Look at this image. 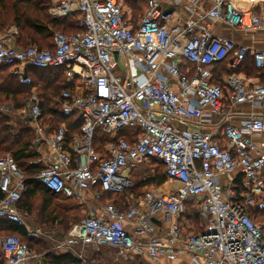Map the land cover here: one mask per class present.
<instances>
[{
    "label": "built area",
    "instance_id": "2783aa9c",
    "mask_svg": "<svg viewBox=\"0 0 264 264\" xmlns=\"http://www.w3.org/2000/svg\"><path fill=\"white\" fill-rule=\"evenodd\" d=\"M123 1L53 0L51 15L80 14L83 31L56 33L52 49L17 47L16 28L0 33V67H10L19 84L31 88L19 113L35 134L39 157L33 164L43 166L35 180L54 196L78 203L92 192L111 219L86 216L62 240H53V251L84 263L89 251L107 248L124 262L146 255L153 264L162 256H187L192 264H264V143L254 141L264 134V115L232 111L264 103V85L236 73L249 60L264 72V50L210 32L215 23L264 32V10L253 8L264 0H244L243 8L238 0H169L188 3L191 18L183 25L173 24L175 14L162 0H146L132 22ZM224 63L231 73L217 77ZM29 68L64 69L66 82L75 87L62 94V111L79 114V134L69 137L64 125L46 122ZM236 117L240 127L230 124ZM211 124L217 131L204 133ZM98 129L113 139L106 157L92 147ZM146 162L164 164L176 188L152 189L126 211L104 202L106 195L131 191L127 170ZM25 182L14 157L0 156V222L39 239L40 230L29 228V214L18 207ZM189 203L202 221L198 234H188L181 223ZM155 219L169 226L164 236ZM125 223L133 224L137 238ZM0 255V264H41L45 258L13 235L0 237Z\"/></svg>",
    "mask_w": 264,
    "mask_h": 264
},
{
    "label": "trees",
    "instance_id": "16d2710c",
    "mask_svg": "<svg viewBox=\"0 0 264 264\" xmlns=\"http://www.w3.org/2000/svg\"><path fill=\"white\" fill-rule=\"evenodd\" d=\"M127 2L132 5L136 16L142 13L146 8V0ZM52 7L53 0H0V31L11 24L19 30L18 44L22 49L27 48L26 46L31 44V46L35 45V47L40 50L52 49L54 35L59 31H62L61 33L66 35H72L83 31L79 26L80 14L57 19L51 15ZM253 68L254 65L249 63L248 66H245L243 69H245L246 73L249 75L252 73V70H254ZM222 72H224L223 74L231 73L226 69L225 63L217 70L216 76L222 75ZM27 74L33 79L34 86L39 88L38 98L46 122L50 125H54L58 122H65L67 124L69 137L79 134L82 126L79 114L75 112L67 115L61 110L62 104L64 103L61 99L62 94L65 91H73L75 87L66 82L64 69L38 70L29 68ZM262 74H264V72H262ZM30 92L31 88L23 87L19 84L17 77L11 74L10 67H0V108L4 104H10L15 110L19 111L27 101ZM27 125L28 123L25 121L20 124L19 129H15L11 124L10 116L0 110V155L3 153L11 154L26 177V192L22 196L18 207L21 211L30 215L32 210V199L39 198V200L42 201V213H44V215H47V213L49 214L47 218L51 216V221L53 223H66L67 218L62 214V220L59 222L60 215L57 214V211L61 207L54 202L57 197L35 180V177L43 170V166L42 164H33V161L37 160L39 154L34 147V131ZM160 164L165 170L164 164ZM166 183L167 178L164 173L162 175L158 174L155 177L149 178L146 182L140 183V187L151 184L156 186V188L159 187L167 190ZM110 196L111 195L108 197ZM2 197L3 196L0 194V199ZM25 198L27 199L23 201ZM193 205V203L187 205V219H189L191 223L197 224L195 227L198 232L199 215L192 209ZM261 220L264 219L262 218ZM0 233L5 234L4 236H18L25 244H27V242H34L36 245L42 243L39 240L34 241L32 238L28 237L25 228L18 227L9 222H0ZM27 245L31 251H34L29 244ZM38 250V252H34H40L39 254L45 255V260L48 264H80L79 260L71 254L57 256L48 253L46 248Z\"/></svg>",
    "mask_w": 264,
    "mask_h": 264
},
{
    "label": "crops",
    "instance_id": "0c3cea01",
    "mask_svg": "<svg viewBox=\"0 0 264 264\" xmlns=\"http://www.w3.org/2000/svg\"><path fill=\"white\" fill-rule=\"evenodd\" d=\"M127 1H136V0H124L123 1L124 8H125V11L127 13V16L129 18H131L132 22H134L143 14L144 11L142 13H140L138 16H136L135 12L133 11L132 5L130 3H128ZM162 2L165 4L167 9L172 10L174 12V14H175V20L173 21V24H175V25H183L185 23V21H187L189 18H191L190 12L188 10V3L186 1H183L178 6L177 5H173V3L169 2V0H162ZM237 6L243 8L245 6L244 0H238L237 1ZM253 8H254V10L257 13H261L264 10V3L262 2L260 4H255V5H253ZM210 32H211L212 36H214V37H223V38L232 40L238 46H243V47H246V48H249V49H255V50H264V32H262V31L240 32V31L235 30L233 28H230V27H228V26H226L224 24L215 23V24H212L210 26ZM249 63L251 65L253 64L251 60H249ZM225 64H227V63H225ZM222 66H223V64H222ZM253 69L254 70H252V73L249 74V75L246 73L245 69H243V68L238 70L237 72H238V74H242V75H244V76H246L248 78H253L257 82L259 81L260 84L264 85V74H262L261 71L256 70L255 67ZM224 72H222V74ZM232 111L234 113H237V114H239V113H245V114L255 113V114L264 115V103L259 105V106H253L251 104L237 105V106L233 107ZM206 113H209V110H206ZM214 120L217 121L218 118L215 117ZM240 121L241 120L238 117H236V118H233V119L230 120V124H232L234 126H237V127H240L241 126ZM27 126H30V124L28 123ZM216 128L217 127H216L215 124H213V125L211 124L209 126L204 127L202 130H203L204 133L210 134V133H215L217 131ZM254 141L257 144H259V145L264 143V134L261 135V136H256L254 138ZM141 167H142V165L137 166L138 170ZM131 171H132V168L130 170H127L126 173L130 176ZM134 187H135V185H134ZM158 189H160V188H158ZM162 189L165 190L164 188H161V190ZM132 190L128 191V192H132ZM128 192H126V193H128ZM145 193L146 192L143 193V195L140 197V199L142 197H144ZM109 195H106L104 197V202L114 203L117 206H119L121 209H123V211L128 210L131 205H135L140 200V199L134 200L133 196H130V199H128V202L125 203V202L122 201V199H119V198H114L113 199L111 197V196H114V197L121 196L122 197L124 194L111 195L110 197H108ZM57 198H59V197H57ZM84 198L87 200L86 203H84V204L83 203H78L74 199H66V198H64V199L65 200H69V201H73L77 206H81V207L87 209V211H88L90 216H95V217L101 218L103 220L111 221V219L108 218L107 215H105V213L103 212L102 204H98V203L95 202L92 192L85 193ZM132 199L134 200V202L130 201ZM192 209L195 210L196 213L199 215L197 206L193 205ZM187 213H188V207L186 205L185 214H184V217H186V218H187ZM156 218L159 221H161V216L160 215L157 214ZM199 218H200V216H199ZM154 221L157 224L158 228H160L158 235L159 236H164L167 233V230H168L169 226L166 223L165 224H163L162 222L160 223L156 219ZM181 223L184 225V229H185V231L188 234H191V233L198 234L202 230V224L199 225V228H198L199 231L197 232L195 227H191V229H193L192 231H187V226H186L185 223H183V220H181ZM124 228L131 236H133L134 238H137L136 232H135V227L133 226L132 223H125L124 224ZM53 247H54V244L52 242V244L49 247V250L47 252L51 253V254H54V255H57V256L67 255L66 253L65 254L56 253L55 251H53ZM114 253H115V251L113 249H107V248H101L100 251H96V250L93 251L92 250V251H89L87 253V262L86 263H84V262H82L80 260H79V262H80V264H153L151 259L148 256H146V255L145 256L144 255H142V256H133L128 262H124L121 259H117L116 256L114 255ZM111 254H112V256L114 255V259L110 257ZM93 261H94V263H93ZM41 264H48L47 261L45 260V258H44V261L41 262ZM157 264H192V261L187 256L181 257V258H179V259H177L175 261L169 260L167 257L162 256L158 260Z\"/></svg>",
    "mask_w": 264,
    "mask_h": 264
},
{
    "label": "rangeland",
    "instance_id": "374dc122",
    "mask_svg": "<svg viewBox=\"0 0 264 264\" xmlns=\"http://www.w3.org/2000/svg\"><path fill=\"white\" fill-rule=\"evenodd\" d=\"M15 26H12L11 24L6 26V28L2 31H0V33H8L10 30L15 29ZM17 32L19 34V30L17 29ZM62 32V31H59ZM19 37V36H18ZM18 37L17 40L15 42L16 46L19 48L20 45L18 44ZM31 46V44L27 45L26 47ZM35 46V45H33ZM25 48V47H23ZM124 64V62L122 63V65ZM116 73H119L118 71V67L115 71ZM36 95H39V88H36ZM23 108V106H22ZM19 109L20 111L22 110ZM56 108V107H55ZM0 110L2 112H4L5 114H8L11 118V124L15 129H19L20 128V124L24 123L27 119L26 114H24L23 112L19 113L20 111H17L13 108L12 105L10 104H4L1 106ZM61 110H63V108L61 107ZM7 112V113H6ZM64 113V112H63ZM65 114V113H64ZM73 114V113H71ZM53 125V124H52ZM60 125H64L68 131L67 128V124L64 123H55L53 125V128H56L57 126ZM125 133H130L131 130L127 129L124 131ZM121 137L124 136V134L120 135ZM119 136V137H120ZM116 140V139H115ZM111 141H113V139L111 137H107L105 136L101 130H96L95 133V141L93 143V150L96 154H98V156L101 157H106L107 155V146L111 143ZM6 153L1 154L0 156L4 155ZM8 154V153H7ZM165 173L164 167L158 163V162H146L142 165V167L138 170L137 167H133L131 174H130V178L133 181L135 187L132 190V192H128L126 194H124L122 197H114L112 196V198H119L122 199L123 202L127 203L128 199H130V196H133L134 200H138L140 199V197L143 195L144 192H148L151 191L152 189H158L156 188V186L154 185H147L144 187H140V183L142 182H146L149 178L155 177L158 174L162 175ZM166 187L167 190H163L164 192H167L171 189H174L176 187V185H170L168 180L166 183ZM161 189V188H160ZM27 198L23 199L26 200ZM134 200H130L133 201ZM56 205H59L61 208L58 209L57 214L60 215L59 216V222L62 220L61 218V214L67 218V222L63 223V224H59V223H53L51 221V216L50 218H47L49 216V214L47 213V215H44V213H42V201L39 200V198H35L32 199L31 201V207L32 210L30 212V217H29V228L32 230H40V237L39 239L36 238H32L34 241L39 240L42 243L36 245L34 242H27V244H29V246H31V249L34 251H39L38 249L41 248H46V250H49V247L51 246L53 240H61L63 239L68 231L76 224H79L86 216L89 215L87 209L81 207V206H77L73 201H69V200H65L62 197H59L57 199L54 200ZM62 210V213H61ZM183 223L186 224L187 226V231H192L193 229H191V227H195L197 226V224H193L191 223V221H189V219H187L186 217H184L183 219ZM202 221L201 219L198 217V225H201ZM196 228V227H195ZM5 234H1L0 233V237H3ZM40 253V252H39ZM45 253V252H43ZM111 258L114 259V255L110 256Z\"/></svg>",
    "mask_w": 264,
    "mask_h": 264
}]
</instances>
